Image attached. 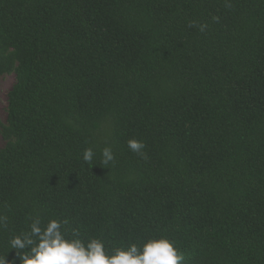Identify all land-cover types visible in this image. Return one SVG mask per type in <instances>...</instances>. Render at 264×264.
Segmentation results:
<instances>
[{
    "label": "trees",
    "instance_id": "trees-1",
    "mask_svg": "<svg viewBox=\"0 0 264 264\" xmlns=\"http://www.w3.org/2000/svg\"><path fill=\"white\" fill-rule=\"evenodd\" d=\"M6 74L9 264L30 215L109 250L166 236L183 264H264V0H0Z\"/></svg>",
    "mask_w": 264,
    "mask_h": 264
},
{
    "label": "clouds",
    "instance_id": "clouds-1",
    "mask_svg": "<svg viewBox=\"0 0 264 264\" xmlns=\"http://www.w3.org/2000/svg\"><path fill=\"white\" fill-rule=\"evenodd\" d=\"M191 27H195L193 22ZM206 24L199 25L204 32ZM128 148L147 159L145 144L135 138L127 141ZM96 155L92 147L83 152V161L92 164ZM115 161L111 146L100 149V164ZM5 218L0 217V226ZM27 230L12 235L8 241L11 249L20 250L21 264H183L184 255L175 242L166 236L149 237L139 243L106 248L98 237L81 238L79 229L69 228L68 219H48L45 223L39 216L28 217ZM0 264H9L7 257L0 256Z\"/></svg>",
    "mask_w": 264,
    "mask_h": 264
},
{
    "label": "rangeland",
    "instance_id": "rangeland-1",
    "mask_svg": "<svg viewBox=\"0 0 264 264\" xmlns=\"http://www.w3.org/2000/svg\"><path fill=\"white\" fill-rule=\"evenodd\" d=\"M15 83L14 75L6 74L0 79V120L5 123L7 119V97ZM5 146V141L0 133V148Z\"/></svg>",
    "mask_w": 264,
    "mask_h": 264
}]
</instances>
